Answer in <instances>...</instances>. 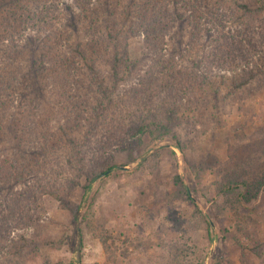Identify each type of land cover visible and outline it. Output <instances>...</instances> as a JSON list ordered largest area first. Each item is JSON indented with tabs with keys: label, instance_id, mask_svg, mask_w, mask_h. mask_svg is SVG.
<instances>
[{
	"label": "trees",
	"instance_id": "obj_1",
	"mask_svg": "<svg viewBox=\"0 0 264 264\" xmlns=\"http://www.w3.org/2000/svg\"><path fill=\"white\" fill-rule=\"evenodd\" d=\"M253 83L264 84V0H0V264H77L41 253L62 242L45 234L44 196L76 225V187L118 170L121 152L137 161L145 137L183 151L180 129ZM221 173L234 213L264 191V158Z\"/></svg>",
	"mask_w": 264,
	"mask_h": 264
},
{
	"label": "rangeland",
	"instance_id": "obj_2",
	"mask_svg": "<svg viewBox=\"0 0 264 264\" xmlns=\"http://www.w3.org/2000/svg\"><path fill=\"white\" fill-rule=\"evenodd\" d=\"M143 47L142 36L131 38L130 57L138 58ZM179 132L183 151L171 135L155 147L145 137L135 145L142 155L137 161L124 166L128 154L121 152L118 170L97 179L87 194L76 187L70 195L82 205L76 225L54 197L44 196L45 234L62 242L42 246L43 257L77 264L262 263L254 253L264 241V191L249 209L234 213L218 183L221 170L233 169L237 159L264 158V84L243 88ZM207 217L217 224L211 232Z\"/></svg>",
	"mask_w": 264,
	"mask_h": 264
}]
</instances>
